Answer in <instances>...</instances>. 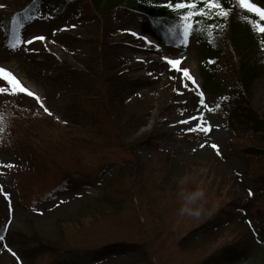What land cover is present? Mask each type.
Wrapping results in <instances>:
<instances>
[{"label": "rangeland", "instance_id": "374dc122", "mask_svg": "<svg viewBox=\"0 0 264 264\" xmlns=\"http://www.w3.org/2000/svg\"><path fill=\"white\" fill-rule=\"evenodd\" d=\"M29 1L0 0V27ZM174 43L120 6L56 21L43 10L16 41L0 35V68L40 97L0 73V264H53L115 242L134 248L65 264H201L255 237L264 224V143L229 122L239 104L226 61L209 64L220 87L205 94L193 36L185 53L173 55ZM250 101L264 117V76ZM197 125L211 131L189 130ZM67 174H89L90 183L43 199ZM263 249L236 264H258Z\"/></svg>", "mask_w": 264, "mask_h": 264}, {"label": "trees", "instance_id": "16d2710c", "mask_svg": "<svg viewBox=\"0 0 264 264\" xmlns=\"http://www.w3.org/2000/svg\"><path fill=\"white\" fill-rule=\"evenodd\" d=\"M169 3L174 5L176 0H30L21 13L8 17L0 27V35L5 44L16 41L22 29L33 20L35 14L43 10L48 12L50 21H56L65 14L82 18L94 11L115 6L124 7L129 12L145 16L152 28L167 38L175 40L176 44L171 52L173 55L186 52L184 41L187 35L185 34L189 33L199 49L198 69L202 78V91L210 95L218 93L220 83L209 64L219 59L226 61L225 66L229 67V72L234 78L230 95L238 99L239 104L237 110L227 111L229 122L252 129L253 133L259 134V141L264 143V117L256 114L250 101L253 82L264 76V32L260 30L264 27V18L243 7L239 0H219V8H208L204 0H199L196 8L179 10L174 7L169 8L167 6ZM201 8L205 9L203 13L200 12ZM224 11H227V15L222 14ZM185 12L196 14L185 22L183 19ZM118 82L124 85L127 83ZM129 84L135 85L136 82H129ZM98 105L107 116L111 115L102 100H99ZM257 149L264 152V146ZM89 176V174H67L43 199L53 198L62 191L79 190L90 183ZM257 179L264 183V175ZM103 195L107 200L113 199L112 190H104ZM0 226L2 229L3 226ZM257 230L254 233L255 237L245 239L242 246L225 245L204 259L201 264H236L247 260L256 249L264 246V224L258 222ZM32 239L38 240L40 247L52 248L51 244L42 242L39 238L32 237ZM133 248L134 246L128 243H109L84 254L65 255L63 259L53 264L85 259L93 261L108 255L130 251ZM258 264H264V249L261 250V259Z\"/></svg>", "mask_w": 264, "mask_h": 264}, {"label": "snow or ice", "instance_id": "6c2138e0", "mask_svg": "<svg viewBox=\"0 0 264 264\" xmlns=\"http://www.w3.org/2000/svg\"><path fill=\"white\" fill-rule=\"evenodd\" d=\"M198 2H199V0H176V3L174 5L172 3H169L167 6L169 8L174 7L175 9H178V10L179 9L196 8ZM239 2H240V4L243 7L247 8V9H249V10L255 12V13H258L261 16V18H264V8H260L257 5L250 3L249 0H239ZM204 3L206 4V6L208 8H219L220 7L219 0H204ZM204 11H205L204 8L200 9L201 13H203ZM195 14H196L195 12H185L183 19L185 20V22H187ZM222 14L223 15H227V11H224ZM260 30L262 32H264V27H262ZM133 34L135 35V33H133ZM34 39L43 40L45 38L43 36H40V37H34ZM26 42L27 43H32V41H26ZM13 47H15V45H13ZM165 59L168 60L167 57H165ZM168 62L173 67H176L178 71L182 72V74L186 78L192 79V77L189 75V70L188 69H182V68L178 67L179 64H180L179 60H169ZM0 73H3L5 75V77L9 81H11L13 87L19 88L20 91L27 92L28 95L35 96V99L37 101H40V97L38 95H35L34 93L30 92L27 88L23 87V85L20 83V81L17 80L16 77L11 72H6L3 68H0ZM2 82L3 81H0V83H2ZM192 82L195 83L194 80H192ZM0 91H4V89L0 88ZM201 103H203V101H201ZM217 107H219V106L217 105ZM44 111L48 112L49 110L47 108H44ZM190 119L195 120L196 117H190ZM184 122L187 123V121H184ZM197 129H199L201 131H204V132H209V131H211V125H207V126L197 125L196 128H190L189 130L190 131H196ZM201 147H203V145H201ZM211 148L216 150L217 154H219L220 150H219V146L217 144L213 143L211 145ZM7 195L8 194L5 193V196H7ZM2 239H4V238L0 237V240H2Z\"/></svg>", "mask_w": 264, "mask_h": 264}]
</instances>
